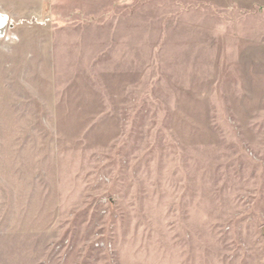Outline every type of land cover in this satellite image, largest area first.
Segmentation results:
<instances>
[{
  "label": "rangeland",
  "instance_id": "1",
  "mask_svg": "<svg viewBox=\"0 0 264 264\" xmlns=\"http://www.w3.org/2000/svg\"><path fill=\"white\" fill-rule=\"evenodd\" d=\"M42 2L0 0V264H264V0Z\"/></svg>",
  "mask_w": 264,
  "mask_h": 264
},
{
  "label": "crops",
  "instance_id": "2",
  "mask_svg": "<svg viewBox=\"0 0 264 264\" xmlns=\"http://www.w3.org/2000/svg\"><path fill=\"white\" fill-rule=\"evenodd\" d=\"M44 2H46L47 0H43ZM44 2H42V4L40 5H38L39 7H38V10H37V13H40L41 15L42 14H46L47 13V8H46V6H45V4H44ZM36 12V11H35ZM3 14H7V15H9L11 18L13 17V18H15V19H18V17L17 16H19L20 15V12H18V11H14V9H9V8H5L4 10H3V12H2ZM32 13H34V12H32ZM36 13V14H37ZM43 16V15H42ZM12 20V19H11ZM14 20V19H13ZM12 20V21H13ZM15 21V20H14ZM15 29V28H14ZM13 29V30H14Z\"/></svg>",
  "mask_w": 264,
  "mask_h": 264
}]
</instances>
